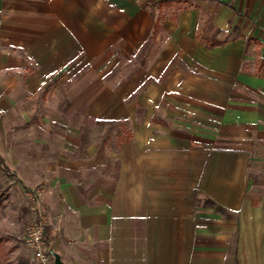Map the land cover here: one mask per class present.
<instances>
[{
    "label": "crops",
    "instance_id": "1",
    "mask_svg": "<svg viewBox=\"0 0 264 264\" xmlns=\"http://www.w3.org/2000/svg\"><path fill=\"white\" fill-rule=\"evenodd\" d=\"M188 2L0 0L5 135L66 137L28 165L0 154L21 196L49 184L44 238L66 264H264V0L172 13ZM201 12L226 32L201 36ZM90 120L127 133L88 140Z\"/></svg>",
    "mask_w": 264,
    "mask_h": 264
},
{
    "label": "rangeland",
    "instance_id": "2",
    "mask_svg": "<svg viewBox=\"0 0 264 264\" xmlns=\"http://www.w3.org/2000/svg\"><path fill=\"white\" fill-rule=\"evenodd\" d=\"M188 1L187 4L175 6L174 9L171 10L172 13H177L179 9L186 6H197L199 4V0ZM206 14V12H201L202 20L198 29L201 32L200 35L203 36L212 33V35L218 38L221 37L223 32L225 33L226 31H222L214 25L205 22ZM235 35V30H231L224 36L225 39H231ZM156 108L157 110L155 112L157 115L165 114V117L170 118V121L174 123H176V121H181L183 123L186 121L185 123L187 124V117H194V114H196L191 113L189 110H185V108L179 110L177 105L167 103L158 104ZM138 110L139 112L143 111V108H139ZM175 117L179 119L176 120L174 119ZM33 122L34 120L29 124L24 125L25 127L22 125L15 126L16 128L12 129L13 135H5L6 130H4V127L2 128V124L0 123V153L8 162L17 166L20 163L28 165L29 161L33 162L32 157L36 154L34 150L38 144L65 142V135L64 137L34 135L37 130H35ZM83 123V127L89 129L88 134H86L88 140H94L95 142L104 137L106 142L109 139H112L110 141H114L115 133L119 131V128L124 131L123 137L125 136V133H127V125L125 122L119 123L114 120H90L83 121ZM201 129H206L205 131L208 132L212 131H209L208 128ZM104 131H106L105 135ZM86 136L84 137L85 139H87ZM8 177L0 169V234L5 232V237H9V240H11L10 243H0V264H33L22 241L24 228L29 218L28 213L25 210L27 209L26 200L24 196H21L17 191L19 185L11 181L13 179V174ZM35 186L36 185L33 187Z\"/></svg>",
    "mask_w": 264,
    "mask_h": 264
},
{
    "label": "built area",
    "instance_id": "3",
    "mask_svg": "<svg viewBox=\"0 0 264 264\" xmlns=\"http://www.w3.org/2000/svg\"><path fill=\"white\" fill-rule=\"evenodd\" d=\"M48 191L49 184L42 182L23 192L29 208V220L25 225L22 241L30 252L33 264H48L51 259L49 246L44 238L47 226L44 196Z\"/></svg>",
    "mask_w": 264,
    "mask_h": 264
},
{
    "label": "trees",
    "instance_id": "4",
    "mask_svg": "<svg viewBox=\"0 0 264 264\" xmlns=\"http://www.w3.org/2000/svg\"><path fill=\"white\" fill-rule=\"evenodd\" d=\"M180 3V2H187V0H159V3ZM214 44H218V43H214ZM0 169L7 175H11V172L8 168V166L5 163V160L3 158V156L0 154ZM45 241L47 242V245L50 246L48 240L45 238Z\"/></svg>",
    "mask_w": 264,
    "mask_h": 264
},
{
    "label": "water",
    "instance_id": "5",
    "mask_svg": "<svg viewBox=\"0 0 264 264\" xmlns=\"http://www.w3.org/2000/svg\"><path fill=\"white\" fill-rule=\"evenodd\" d=\"M49 251L53 257V261L55 264H66L65 262L61 260L60 256L57 253L53 252L51 249Z\"/></svg>",
    "mask_w": 264,
    "mask_h": 264
}]
</instances>
